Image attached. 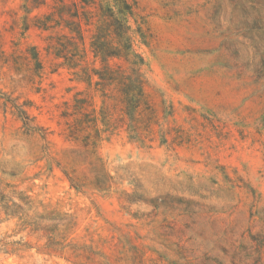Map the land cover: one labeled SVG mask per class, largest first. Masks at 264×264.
<instances>
[{
	"label": "rangeland",
	"instance_id": "obj_1",
	"mask_svg": "<svg viewBox=\"0 0 264 264\" xmlns=\"http://www.w3.org/2000/svg\"><path fill=\"white\" fill-rule=\"evenodd\" d=\"M38 1L0 0V244L29 246L0 264H264V0H127L145 104L98 140L100 98L46 52ZM64 217L49 255L35 228Z\"/></svg>",
	"mask_w": 264,
	"mask_h": 264
},
{
	"label": "trees",
	"instance_id": "obj_2",
	"mask_svg": "<svg viewBox=\"0 0 264 264\" xmlns=\"http://www.w3.org/2000/svg\"><path fill=\"white\" fill-rule=\"evenodd\" d=\"M52 1L54 5L48 0H39L37 3L38 6H50L51 10L38 25L42 30L55 32L46 52L59 61L57 68L66 69L72 80L86 84L100 98L98 113H82L87 117L82 122H85L86 128L95 129L94 139L98 140L102 133L111 135L116 127L121 128L118 122L123 124L126 120L127 123L124 124L131 136L138 113L145 104L146 79L141 68L147 65L133 47V34L139 32V28L133 30L131 26V20L135 16L132 5L127 0H99L97 4L94 0H80L79 3L73 0ZM89 2L96 5L95 13L86 9L90 7ZM34 56L36 58L37 53ZM114 60L120 63L111 64ZM41 67L39 62V68ZM79 103L87 101L79 100ZM10 104L27 132L39 130L33 125L34 118L30 117L24 105H17L13 101ZM118 107L122 117L116 124L111 109ZM91 146L96 148V141L91 142ZM104 177V181L96 183L97 188L105 187L109 176L105 174ZM72 186L79 188L73 183ZM9 210V215L24 211L16 203H12ZM48 220L53 222L51 226L37 225L35 229H41L45 233V249L51 252L48 254L61 256L70 245L66 241L74 225L67 217L58 222L54 218ZM261 244L264 247V242L261 241ZM0 246L8 254L16 253L21 247L29 248L22 241L3 242ZM101 264L109 263L104 261Z\"/></svg>",
	"mask_w": 264,
	"mask_h": 264
}]
</instances>
